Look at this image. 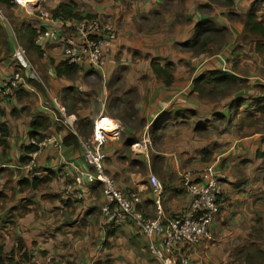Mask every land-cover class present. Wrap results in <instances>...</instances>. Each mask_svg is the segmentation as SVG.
<instances>
[{
    "label": "crops",
    "instance_id": "crops-1",
    "mask_svg": "<svg viewBox=\"0 0 264 264\" xmlns=\"http://www.w3.org/2000/svg\"><path fill=\"white\" fill-rule=\"evenodd\" d=\"M256 1L38 0L25 9L1 0L6 21H0V84L15 72L22 76L17 88L0 90V246L12 264L31 257L58 264H160L134 223L103 214L102 186L88 185L84 176L91 169L80 139L92 132L80 133L82 119L119 124L106 146L107 172L121 190L139 194L138 210L146 216L157 215L150 176L164 187L165 223L189 205L187 173L196 182L211 172L220 178L221 213L209 237L179 251L174 264L182 257L189 264H264V157L259 156L264 131L245 135L237 127H215L212 118L227 111L232 98L223 107L193 92L199 76L233 75L253 86L234 97H243L255 117L264 113V49L242 39ZM70 2L78 12L113 25L116 33L101 67L77 68L68 76L56 70L63 61L61 48L49 47L45 56L30 32L69 28L72 20L54 19L51 11ZM257 7L262 20L264 2ZM203 23L224 34L212 36L205 50L195 53L184 45ZM217 36L220 45L211 51ZM19 47L24 56L17 54ZM153 61L174 65L171 84L155 74ZM35 121L34 138L46 144L37 149L31 170L26 145ZM45 178L50 180L32 185ZM155 242L162 249L160 240Z\"/></svg>",
    "mask_w": 264,
    "mask_h": 264
},
{
    "label": "built area",
    "instance_id": "built-area-1",
    "mask_svg": "<svg viewBox=\"0 0 264 264\" xmlns=\"http://www.w3.org/2000/svg\"><path fill=\"white\" fill-rule=\"evenodd\" d=\"M20 7H36L38 0H9ZM0 21H6L5 12L0 0ZM116 30L113 25L103 19L93 18L72 21L69 28L56 27L43 28L35 38V46L43 51L49 47H59L62 50L63 61L79 69H95L103 65L105 59L113 51V40ZM17 54L24 56L25 50L19 47ZM22 80L20 72H15L0 84V90L17 88ZM56 108L66 122L65 108L58 99L53 100ZM114 121V120H112ZM109 127L112 131L119 129V124L114 121ZM94 131L88 139H80V147L83 151L85 163L90 171L84 176L90 186H102L104 205L103 214L113 217L117 221L127 220L140 229L145 238L150 240L149 251L160 264H174L173 257L182 249H191L200 245L209 237L210 226L221 213V197L223 195V183L213 172L199 182L192 179L191 174L185 175L184 190L189 198V205L174 218L165 223L162 217V202L164 195L163 184L155 177L150 176L152 192L157 206V215L149 217L138 210L141 198L137 192H125L121 190L114 178L108 174L106 163L108 160L106 146L111 138L105 128L99 127L98 121L94 122ZM115 126V127H114ZM45 142H39L30 138L27 148H40ZM32 157L29 167H36L37 150L28 152ZM82 181L77 179V185ZM161 242L162 249L155 240ZM181 264H189L187 258H180ZM24 264H58L50 259L31 257Z\"/></svg>",
    "mask_w": 264,
    "mask_h": 264
},
{
    "label": "trees",
    "instance_id": "trees-1",
    "mask_svg": "<svg viewBox=\"0 0 264 264\" xmlns=\"http://www.w3.org/2000/svg\"><path fill=\"white\" fill-rule=\"evenodd\" d=\"M225 3L231 4L232 0H224ZM264 0L256 1L253 3L251 10L247 13L246 20H245V30L242 39L244 41H252L255 42L257 45V51L264 49V19L260 20L258 17V4L263 3ZM78 6L75 2L70 3H62L57 8L51 11V15L54 19H60L62 21H79L84 19H93L95 16L91 14H82L77 11ZM42 30V29H41ZM39 31L32 30L30 35L33 37V41L35 42V38ZM224 34V29H217L211 23H203L197 26L196 34L194 35L193 39L188 41L184 46L195 53L203 52L208 45V39H210L214 35ZM152 67L155 74L162 78L163 81L169 85L172 83V68L174 65L172 63L167 64L165 67L160 66L156 62H152ZM76 66L68 65L66 62H61L57 66V73L59 75H73L77 71ZM247 84V82L243 79H238L233 75H229L226 73L221 72H209L206 75L199 76L197 79L194 80V87L193 92L197 93L198 96L202 100H206L209 102H213V95H221L225 96V98L232 100L228 105L227 111L223 112V115L220 113L218 117L224 116L227 117V112H233L239 114L240 109L244 107V98L243 97H234L233 94L238 93L242 89L240 88L241 84ZM216 97V96H215ZM226 99V100H227ZM214 104V103H212ZM252 114V113H251ZM239 116V115H238ZM36 121L32 123L33 132H31V137L34 138L35 130H36ZM80 133L84 136H89V132L94 131V124L93 121L82 119L79 121L78 125ZM3 136H7V132L3 131ZM91 135V133H90ZM90 137V136H89ZM87 137V138H89ZM68 140V138H67ZM65 140V143L68 141ZM2 144L6 145V142H2ZM37 148L29 147L27 148V152H34ZM259 156L264 157V152L260 153ZM49 178H45L41 181L34 180L32 185L36 188L40 183H46L49 181ZM0 264H12L11 258L5 254L4 248L0 246Z\"/></svg>",
    "mask_w": 264,
    "mask_h": 264
},
{
    "label": "rangeland",
    "instance_id": "rangeland-1",
    "mask_svg": "<svg viewBox=\"0 0 264 264\" xmlns=\"http://www.w3.org/2000/svg\"><path fill=\"white\" fill-rule=\"evenodd\" d=\"M222 38L220 36H217L215 38L216 43L215 45L211 46L209 48V50L212 51V47H214L213 51H215L218 46L220 45V40ZM248 69V67H247ZM247 69H243V71H247ZM249 70V69H248ZM241 72V71H240ZM240 88L242 89L241 91H246V90H252L253 89V86L250 85V84H241ZM244 95V94H243ZM213 99L212 100L214 104H219L221 106H223L226 102V99L225 96H221L219 94L217 95H213ZM216 96V97H215ZM249 97V96H248ZM252 101H255V102H252V103H256L257 100H252ZM245 103V102H244ZM261 104H264V99H262V103ZM248 105V102L245 103V109H247V106ZM252 104H250L251 106ZM224 107V106H223ZM250 109L248 108L247 110H244L243 112H239V114L236 115V113L233 112H227V117H224V116H220L218 117V115L215 117V118H212V120L214 121L215 123V127L216 126H224L226 129L232 131L234 130V127H237V129H235L236 131H242L243 134L247 135L250 133L249 130H255L256 132H262L264 131V113H262V115H259L258 117H255L254 114H251L250 112ZM221 115H223V112H220ZM239 115V116H238ZM111 120V119H110ZM100 127H103L105 128L102 124H98ZM217 130V129H216ZM88 139V138H86ZM109 174V173H108ZM115 180V179H114Z\"/></svg>",
    "mask_w": 264,
    "mask_h": 264
},
{
    "label": "bare ground",
    "instance_id": "bare-ground-1",
    "mask_svg": "<svg viewBox=\"0 0 264 264\" xmlns=\"http://www.w3.org/2000/svg\"><path fill=\"white\" fill-rule=\"evenodd\" d=\"M99 124H102L105 127V130H107V133H109L110 136H112L114 133H116L117 131H112L109 127H111L112 125H114V122H104V121H100ZM100 127V126H99ZM115 127V126H114ZM103 128V127H102Z\"/></svg>",
    "mask_w": 264,
    "mask_h": 264
}]
</instances>
